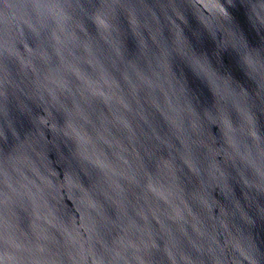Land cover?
Instances as JSON below:
<instances>
[{
	"label": "water",
	"instance_id": "water-1",
	"mask_svg": "<svg viewBox=\"0 0 264 264\" xmlns=\"http://www.w3.org/2000/svg\"><path fill=\"white\" fill-rule=\"evenodd\" d=\"M0 264H264V0H0Z\"/></svg>",
	"mask_w": 264,
	"mask_h": 264
}]
</instances>
